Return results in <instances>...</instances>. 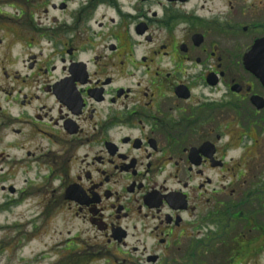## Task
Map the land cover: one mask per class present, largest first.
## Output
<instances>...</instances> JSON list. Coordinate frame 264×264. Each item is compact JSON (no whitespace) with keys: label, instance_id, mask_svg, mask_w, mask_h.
I'll return each instance as SVG.
<instances>
[{"label":"flooded vegetation","instance_id":"1","mask_svg":"<svg viewBox=\"0 0 264 264\" xmlns=\"http://www.w3.org/2000/svg\"><path fill=\"white\" fill-rule=\"evenodd\" d=\"M24 206L78 225L59 264H264V0H0V224Z\"/></svg>","mask_w":264,"mask_h":264},{"label":"rangeland","instance_id":"2","mask_svg":"<svg viewBox=\"0 0 264 264\" xmlns=\"http://www.w3.org/2000/svg\"><path fill=\"white\" fill-rule=\"evenodd\" d=\"M26 209L28 206L20 209V224H0V264H59L60 248L56 246L78 225L46 224L43 230L35 234L32 227L36 224H24L28 215L24 212ZM14 214L15 211L12 212ZM12 220L9 219V222ZM37 225L42 227V224ZM40 254H49L50 258L39 263L34 261V257Z\"/></svg>","mask_w":264,"mask_h":264}]
</instances>
